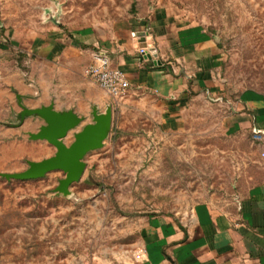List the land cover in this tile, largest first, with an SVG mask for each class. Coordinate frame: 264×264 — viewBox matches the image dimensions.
<instances>
[{
    "label": "rangeland",
    "instance_id": "rangeland-1",
    "mask_svg": "<svg viewBox=\"0 0 264 264\" xmlns=\"http://www.w3.org/2000/svg\"><path fill=\"white\" fill-rule=\"evenodd\" d=\"M158 11L205 25L223 50L220 89L192 96L170 122L159 120L146 94L112 98L84 70L74 75L83 87L69 88L68 75L54 72L53 63L85 58L68 44L71 32H114ZM249 87L264 90V0H0V171L23 170L28 159L55 151L29 138L28 126L40 118L17 120V94L33 107L47 89L61 109L85 115L83 123L93 104L112 109L107 137L84 155L69 194L54 190L60 169L32 179L0 176V264H139L147 214L182 213L197 200L233 204L247 184L264 180V143L226 130L236 95Z\"/></svg>",
    "mask_w": 264,
    "mask_h": 264
},
{
    "label": "crops",
    "instance_id": "crops-1",
    "mask_svg": "<svg viewBox=\"0 0 264 264\" xmlns=\"http://www.w3.org/2000/svg\"><path fill=\"white\" fill-rule=\"evenodd\" d=\"M147 26L141 41L137 32ZM141 42L155 46L156 54L139 58ZM68 44L87 55L53 63L54 72L68 75L69 88L83 87L74 75L82 77L92 51L99 50L109 56L112 65L126 72L129 92H141L156 101L163 123L173 120L192 96L213 94L221 87L223 50L218 38L199 22L179 23L162 11L114 32L80 28L71 32ZM58 49L51 47L52 56ZM36 97V103L28 105L56 101L47 89ZM35 121L36 126H28L29 130L35 131L43 123L42 119ZM255 129L264 134V90L244 88L236 95L226 130L252 137ZM37 145L47 150L52 147L49 142ZM140 250L139 264H264V180L247 184L235 202L223 209L197 200L182 213L166 210L147 214L140 228Z\"/></svg>",
    "mask_w": 264,
    "mask_h": 264
},
{
    "label": "water",
    "instance_id": "water-1",
    "mask_svg": "<svg viewBox=\"0 0 264 264\" xmlns=\"http://www.w3.org/2000/svg\"><path fill=\"white\" fill-rule=\"evenodd\" d=\"M148 29L147 26L146 30L137 32L141 41L145 40ZM138 47H146L145 51L138 54L141 59L156 54V48L151 43L141 42ZM16 96L21 106L16 117L20 123L28 116L43 120L37 130L27 132L29 138L46 140L55 147V151L41 159H28L27 167L23 170L0 171V176L6 179H32L42 177L51 170L60 169L64 172V176L58 179L54 190L64 195L69 194L70 185L79 180L84 171L86 165L84 155L90 150L99 148L108 135L112 121L111 105L107 104L104 111H99L96 104H93L91 120L83 123L85 115L78 114L72 108L57 109L53 100L46 104L28 107L21 101L20 94ZM79 125L81 126L76 128ZM72 129H75L72 132L73 139L66 142L65 137Z\"/></svg>",
    "mask_w": 264,
    "mask_h": 264
},
{
    "label": "built area",
    "instance_id": "built-area-1",
    "mask_svg": "<svg viewBox=\"0 0 264 264\" xmlns=\"http://www.w3.org/2000/svg\"><path fill=\"white\" fill-rule=\"evenodd\" d=\"M145 50L146 47H139V53ZM84 73L112 98L123 97L129 92L130 84L126 72L122 68L112 65L109 56L104 52L92 51L90 59L84 67ZM253 138L257 142H262L264 134L255 129Z\"/></svg>",
    "mask_w": 264,
    "mask_h": 264
}]
</instances>
